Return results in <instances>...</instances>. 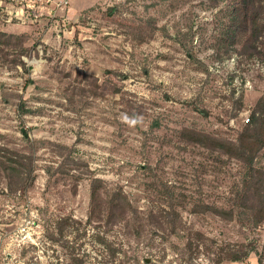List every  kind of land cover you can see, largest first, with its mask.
Listing matches in <instances>:
<instances>
[{
    "label": "rangeland",
    "instance_id": "1",
    "mask_svg": "<svg viewBox=\"0 0 264 264\" xmlns=\"http://www.w3.org/2000/svg\"><path fill=\"white\" fill-rule=\"evenodd\" d=\"M233 1L0 0L30 66L0 61V144L35 160L24 191L0 169V264H264L246 165L191 134L236 140L264 98V0L232 43ZM93 182L125 212L88 221Z\"/></svg>",
    "mask_w": 264,
    "mask_h": 264
},
{
    "label": "trees",
    "instance_id": "2",
    "mask_svg": "<svg viewBox=\"0 0 264 264\" xmlns=\"http://www.w3.org/2000/svg\"><path fill=\"white\" fill-rule=\"evenodd\" d=\"M259 0H234L233 7L230 13V24L227 30L231 42L237 41L239 31L242 27H246L251 37L255 40L259 35L258 17L260 13ZM25 38L20 34L7 33L0 30V61L2 63H10L14 67H22L30 69L23 56L28 50L24 45ZM256 47V46H255ZM21 107L25 110L24 105ZM194 141L202 145L219 150L229 156L235 157L242 161L247 172L243 181V188L240 192L236 203L253 207L256 209V214H264V172L258 170L255 166V160L260 150L264 148V98L259 99L252 110L250 122L247 123L236 140L229 141L217 137H212L201 132L191 131ZM34 158L31 153H25L15 148H10L0 144V169L5 171L6 175L16 176V189L24 191L31 179L34 176ZM100 185L93 182L92 185V206L89 220L92 215H99L105 210L108 220H112L117 213L125 212L126 198L121 193H114L107 198L106 207H101L102 202L99 199ZM250 201L249 204H246ZM206 209L219 215H233V210H225L210 204L205 205ZM200 234V233H199ZM79 261V258H74ZM233 260H239L241 257L235 255ZM78 263V262H77ZM80 263V261H79Z\"/></svg>",
    "mask_w": 264,
    "mask_h": 264
}]
</instances>
